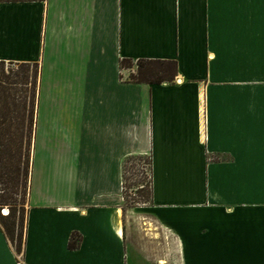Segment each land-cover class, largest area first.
<instances>
[{"label":"crops","instance_id":"0c3cea01","mask_svg":"<svg viewBox=\"0 0 264 264\" xmlns=\"http://www.w3.org/2000/svg\"><path fill=\"white\" fill-rule=\"evenodd\" d=\"M123 58L176 74L133 82ZM0 60L39 70L21 251L0 227V264H264V0H0ZM129 155L150 198L124 211Z\"/></svg>","mask_w":264,"mask_h":264},{"label":"trees","instance_id":"16d2710c","mask_svg":"<svg viewBox=\"0 0 264 264\" xmlns=\"http://www.w3.org/2000/svg\"><path fill=\"white\" fill-rule=\"evenodd\" d=\"M132 60L123 58L120 67H131ZM135 72H130L133 82L160 83L172 80L176 74L174 60L137 59ZM29 66H34L29 75ZM37 63L5 62L0 60V211L7 207V213L0 215V227L6 239L12 244L16 219L24 211V195L28 190L31 165L32 141L35 126L37 97ZM136 155H129L131 159ZM149 198H150V180ZM26 212V211H25ZM25 219V217H24ZM79 236L71 234L68 247L76 248ZM14 246L20 253L22 239ZM16 241V242H17Z\"/></svg>","mask_w":264,"mask_h":264},{"label":"rangeland","instance_id":"374dc122","mask_svg":"<svg viewBox=\"0 0 264 264\" xmlns=\"http://www.w3.org/2000/svg\"><path fill=\"white\" fill-rule=\"evenodd\" d=\"M33 70H34V66H29L28 68L29 75L32 74ZM128 70H130V72H135L136 70L135 61L131 62V67ZM37 71H38V66H37ZM39 154L40 152H36V157H38ZM127 157L128 156H126L122 161V174H121V184H120L122 209L124 211L131 208L133 209L134 207L147 205L149 202V185H148L149 178L147 177L148 169H150L149 158L147 155H136L131 159H126ZM28 191L29 188L28 190H26V193L24 195L23 216L21 217V219H18V217L16 219V224H15L16 226L13 232L15 239L14 240L15 242L12 243L13 246H15L18 243L17 241L18 234L20 236L19 245L22 239L23 228H24V217H25V211L27 209ZM4 208L6 209L7 212L8 208L6 206L3 207V209ZM3 209L2 211H0V215L6 213L3 212ZM163 264H169V263L165 262Z\"/></svg>","mask_w":264,"mask_h":264},{"label":"built area","instance_id":"2783aa9c","mask_svg":"<svg viewBox=\"0 0 264 264\" xmlns=\"http://www.w3.org/2000/svg\"><path fill=\"white\" fill-rule=\"evenodd\" d=\"M147 177L149 178V180H150V169H148V172H147ZM3 209V208H2ZM2 209H1V211H2ZM3 213V212H2ZM7 213V212H6ZM6 213H3V214H6Z\"/></svg>","mask_w":264,"mask_h":264},{"label":"bare ground","instance_id":"6f19581e","mask_svg":"<svg viewBox=\"0 0 264 264\" xmlns=\"http://www.w3.org/2000/svg\"><path fill=\"white\" fill-rule=\"evenodd\" d=\"M3 212H6V209L5 208L3 209Z\"/></svg>","mask_w":264,"mask_h":264}]
</instances>
